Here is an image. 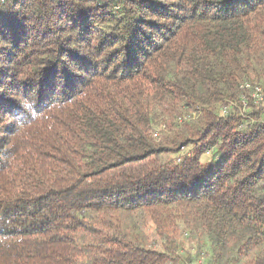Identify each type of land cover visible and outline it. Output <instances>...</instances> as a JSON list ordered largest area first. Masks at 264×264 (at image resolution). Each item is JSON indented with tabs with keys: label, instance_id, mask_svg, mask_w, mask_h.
<instances>
[{
	"label": "trees",
	"instance_id": "1",
	"mask_svg": "<svg viewBox=\"0 0 264 264\" xmlns=\"http://www.w3.org/2000/svg\"><path fill=\"white\" fill-rule=\"evenodd\" d=\"M247 82L264 0L0 3V264H264Z\"/></svg>",
	"mask_w": 264,
	"mask_h": 264
},
{
	"label": "built area",
	"instance_id": "2",
	"mask_svg": "<svg viewBox=\"0 0 264 264\" xmlns=\"http://www.w3.org/2000/svg\"><path fill=\"white\" fill-rule=\"evenodd\" d=\"M6 0H0V3H4ZM242 89L246 92V93H250L251 94V102L259 107H263L264 108V84L262 83H244V85L242 86ZM249 98L243 94L241 97V101H242V108L246 109L248 104H249ZM228 110V107H224L223 108V113L226 114ZM196 264H201L200 263H196Z\"/></svg>",
	"mask_w": 264,
	"mask_h": 264
},
{
	"label": "rangeland",
	"instance_id": "3",
	"mask_svg": "<svg viewBox=\"0 0 264 264\" xmlns=\"http://www.w3.org/2000/svg\"><path fill=\"white\" fill-rule=\"evenodd\" d=\"M188 153H189L188 150L182 151V155H185V154H188ZM209 156H210L209 154L204 155L203 158H202V161L203 162H207L209 160ZM176 157H177V155L175 156V158ZM146 232H147V234H148L147 236L150 238L151 242H156L158 244L159 238L157 236H155V232L153 231V229L148 228V229H146ZM180 252H181V254H183L182 251H180ZM198 260H197L196 263H200L201 262V264H208V262L206 260H204L203 257L199 258ZM196 263L194 262L192 264H196Z\"/></svg>",
	"mask_w": 264,
	"mask_h": 264
}]
</instances>
